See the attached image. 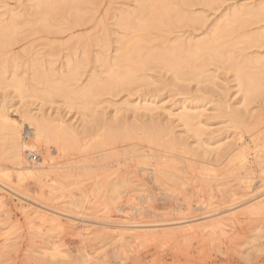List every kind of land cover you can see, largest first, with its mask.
Here are the masks:
<instances>
[{"label": "rangeland", "instance_id": "1", "mask_svg": "<svg viewBox=\"0 0 264 264\" xmlns=\"http://www.w3.org/2000/svg\"><path fill=\"white\" fill-rule=\"evenodd\" d=\"M172 2L174 6L176 0ZM47 3L50 4L47 6ZM37 4H42L40 10L34 9ZM73 5L71 0H0V18L8 22L11 14L16 15L15 17L18 18L15 21L12 20V23H16L21 32L20 39L18 37L16 41L17 45H13L10 49H0V69L3 70L4 79L6 78L3 82L6 84L0 85L1 96H9L12 92L11 89H7L11 76L7 73L13 72L12 59L10 61L12 54L17 53L16 55L20 58L22 55L24 59L20 60L17 57L20 62L25 63H20L18 60L19 67L16 68V74L19 73L20 80L24 78L26 82L21 80L24 83L30 82L29 76L33 74L31 65L36 59L42 60L45 57V61L47 60L45 62L47 65L43 64L42 60L41 69L49 70L52 67L58 70L57 72H60V69L66 72L67 62L74 59L73 55L76 58L79 54L77 60L79 57L82 58L83 55L80 56V54L83 53V46L91 44L90 40L102 35L103 27L112 29L109 43L105 49L94 47V45L86 47L90 53L87 52V55H90V63L88 62L85 77L79 85H86L88 82L86 79L91 76V72L97 75L100 72L98 75L100 81L106 79V74L103 73L102 68L100 69L102 66H99L101 63L95 59L98 55L97 51L108 50L109 58L115 56V50L120 46L118 39L126 31L117 25V21L121 19L120 17L126 18L130 13L137 12V3L135 0H84L78 7L76 3ZM244 7L264 9V0H217L214 6L197 5L187 9L189 14L194 13L205 17L204 25H195L188 21H183L184 24L177 21L178 13L174 12L171 17L167 14V18L164 17L163 20L165 26L161 29H153L152 40L149 44L145 43L144 47L164 51L176 43L179 37L183 41L202 39L222 21L223 16L231 9ZM124 10L129 12V15L122 13ZM174 10L179 11V8L175 6ZM42 17H52L48 19L49 23L43 22L52 26L51 31L40 27L43 25L40 23ZM79 17L86 18L87 22L80 26L75 25L74 22L80 19ZM144 17L149 18L150 11ZM236 31L234 35L230 34L232 36L229 35L226 39L229 45H233L227 51L228 62L212 63L206 68L209 72L199 81H179L175 79L172 72L163 68L159 60H154L146 70L138 72L140 76L149 78H145L147 85L143 81H141L143 84L140 81L138 84L136 80L134 82L136 85L132 84L128 90L120 91L122 92L120 95L99 97L100 104L93 108L99 121L102 120L100 123H103L99 124L102 125V128L98 127L99 132L96 131L99 134L94 133L93 143L106 137L111 124L114 125H112L113 129L111 128L112 133L119 131L115 134L122 135L123 132L121 133L120 130L124 127L121 126L125 125L130 129L128 131L131 136L123 138L124 134L117 137L111 133L113 143L111 139L106 146L98 147L99 149L95 145L84 149L79 140L78 142L77 139L72 140L64 156H52L55 161H59L55 162L56 167L65 168L63 169L65 179H62L65 186L62 189L51 190L46 187L43 195L41 188L34 185L33 180L22 183L23 190L29 192L31 196L47 199L50 205L68 209L79 215L90 214L102 218L109 214L115 220L124 219L130 222H156L189 217L185 224L193 225L191 231L184 223L178 225L171 223L172 226L157 228L159 233L166 232L169 235H163L159 241L141 240L135 243L129 240L132 243H126L127 245L124 246L125 255L116 258L113 253L121 244L110 238L111 232H101L93 235L91 240L85 239L87 234L84 233H87L89 229L88 233L100 231L98 224L84 223L80 217L72 216L71 219L74 221L70 226L67 216L62 215L63 228H52L49 224L43 225L39 222L40 220L25 216L19 208L20 203L15 199L16 196H9L6 192L5 194L4 191H0V198L5 197L8 202L6 207L0 208V264H264V93L254 95L250 105L245 106L244 95L239 93L238 82L235 80V68L243 65L246 57H264V43L260 47L246 50L240 44L248 33H264V19L260 23L240 27ZM70 45L75 46L74 51ZM50 49L56 55L51 56L53 52ZM94 60L96 62H93ZM3 62L5 64H2ZM52 62L57 63L55 67ZM159 63L160 66H157ZM7 66L8 68L4 71ZM92 67L96 68L92 69ZM24 70L27 71L25 72L27 75ZM247 70L249 72L247 75H257L256 77L259 76L264 83V68L254 65ZM143 77L141 78L144 79ZM72 84L69 83L70 88L75 89L76 85ZM1 87H5V90L2 91ZM58 100L59 106L55 104V108H52L47 103L45 109H52L51 113L54 114L56 112L54 110L61 111L60 105L63 103ZM17 102L18 100L14 103ZM147 106L155 110L148 111ZM16 107H21V104H17ZM183 108L199 115L195 123L201 131L200 136H197L193 130L190 131V128L175 116ZM18 113L12 110L9 116L19 124V127L24 126L21 133L24 134L26 143L38 146V152H34L38 157L37 161L32 162L30 158L27 159L28 164L36 165L41 161L42 156H45L46 151L44 147L36 143L32 132L22 123L21 115ZM237 113L240 114L241 119H237ZM68 115L67 121L72 118V114ZM106 125L108 128L105 127ZM145 126H148V129ZM131 128L134 129L133 132ZM164 128L165 132H163ZM156 135L158 138L161 136L159 138L161 143H157V146L154 143L155 146H153V142L149 139ZM169 144L172 147L169 148ZM171 148L175 150L171 151ZM183 149H187V153ZM218 149L221 160L216 164V160L220 159L216 153ZM87 158H91L92 161H87ZM85 164L94 167L86 170V175L83 172L84 168L77 169ZM155 167L168 171L166 174L168 178H165L168 190H160L157 184L151 181V169ZM0 170L11 175L14 185H19L12 164L4 158L0 159ZM54 175L52 173L51 178H54ZM121 177L130 179V184L121 190L119 200L113 202L112 193L109 191L110 183H116L113 182L114 180L120 181ZM50 180V178L46 180L48 184ZM83 194H87L89 203L78 208L68 206L72 198L80 199ZM248 198L257 199L258 202L262 199L260 202L262 208L249 207L251 204H246ZM255 201L252 204L256 203ZM23 202V204L32 203L29 200ZM120 205H133L140 209L137 214L140 215H134L136 209L126 208L125 214L134 215V219L132 216L123 217L124 215L117 210V206ZM7 209L10 212H6ZM224 210H229L228 215L225 214L226 218L223 222L225 226L216 231L213 228H210V231H208L209 228L204 229L205 224L211 221L209 219L203 222V214L217 211L210 215L212 216ZM87 225L89 228H86L88 230L84 232ZM184 228L187 232H184ZM80 229L84 232L83 235ZM78 232L81 234L79 235ZM53 245L60 246L65 257L51 258Z\"/></svg>", "mask_w": 264, "mask_h": 264}, {"label": "bare ground", "instance_id": "2", "mask_svg": "<svg viewBox=\"0 0 264 264\" xmlns=\"http://www.w3.org/2000/svg\"><path fill=\"white\" fill-rule=\"evenodd\" d=\"M82 1L84 0H71V3H72V6H74L73 4L76 3V6L78 7L80 3H82ZM135 1L138 6L137 12L130 13L129 15V12L124 10L122 13H125V14L128 13L129 16H127L126 18L120 17L121 19L117 21L118 22L117 25L121 29H124L126 31H125V34L120 36L118 39V43L120 46L115 50L116 51L115 56L112 58H109L108 50L103 51V52H100L99 50L97 51L98 55L95 54L97 55L95 59L97 60V62L101 63V65L99 66H102L100 67V69L102 68L103 73L106 74V79L104 78L103 81H100V78H98V75H100V72H98L99 73L98 75L97 73L93 74L94 72L93 73L91 72V76H89L88 79H86L88 80L86 85L84 86L79 85V83L81 84V82L83 81L82 78L85 77V73H86L85 69L86 67H88L87 65L89 62L90 55L89 56L87 55L89 52L87 51L86 47H89V46L93 47L94 45V47L97 46V47H101L102 49L103 48L105 49L107 47V44L109 43L108 39L112 34V29L108 27H103L102 35H98L94 39L90 40L91 44H88L85 46L82 45L84 47V49L82 48L83 53L80 54V56L83 55L82 58L79 57V60H77V57L79 54L77 55L76 58H75V55H73L72 57H74V59L73 60L71 59L67 62L66 72L65 71L62 72L63 70L60 68H59L60 72H57L58 70L56 71V69H53L52 67L49 70L41 69L42 65L45 62H47V60L45 61L44 59L45 57L42 58L43 60V64H42V60L36 59L33 65H31L32 67L31 71L33 70V74L29 76L30 78V82L28 81L29 83L28 82L24 83L23 81H21L22 79L24 80V78L20 80V77H18L19 73L17 72L16 74V68L19 67L18 60L22 59V55L20 58L18 57L19 55L18 56L16 55L17 53L14 55L10 54L11 55L10 61L12 59L13 72L12 74L11 72L7 73V75L9 73L11 75L9 77L10 79L8 80L7 89H11L12 92L9 96L0 95V159L4 158V160L9 161L12 164L16 177H17L18 184H19L18 186L14 185L11 180V175L0 170V191H4V193L6 192L7 195L9 196H13V197L16 196L17 198L15 197V199H17V201H19L20 203L19 208L22 210L25 216L27 218L38 219L40 220L39 222H41L43 225L49 224L52 228H61L62 224L64 225V223H62V220H61L62 218H64V217H61L62 215L67 216L69 225L72 224L74 221V220L72 221L71 219L72 216L80 217L82 219L81 221L84 223L91 222L94 224H98L100 226V229H99L100 231L99 230L97 231L99 232L97 233L89 232L88 233L90 229L89 230L87 229L88 231L86 230V228H89V226L87 225L88 227L86 226L84 228V232L86 230L87 233L82 232V230L80 229L82 232V234L81 233L80 234L81 235H83V233L87 234V236L85 235V239L91 240V237L93 235H97L101 232H111L112 236L110 238L112 240H115L119 244H121L118 247L119 249H117L113 253V255L116 258H119L122 255H125L126 251L124 250V246L127 245L126 243H132L131 241L129 242V240H133V242L135 243L141 240L142 241L143 240H155V241L158 240L159 241V239L163 235L167 236L169 234H167L166 232L159 233L157 228L160 229L165 226H169V225L172 226L171 223H174L173 225L184 223V225L186 226L185 223H187V220H189L190 218L183 217V218H179L176 220H166V221L162 220V221H156V222H147V221L130 222V221H125L124 219L115 220L109 214L105 215L106 218L105 217L98 218L90 214L79 215L68 209L50 205L49 200L47 199L43 200V199H39L37 197L31 196L29 192H26L23 190L22 183H24L25 181L33 180L34 185L39 186L41 188L43 195H44V189L46 187L50 188L51 190L60 189V188L62 189L63 186H65V183H63L62 181L63 178L65 179V177L63 176V173H65L63 169L65 168L63 167L60 168V167L55 166L56 165L55 162H59V161H55V159L52 157L53 155L54 156L58 155V157H61L62 155L64 156L67 151V148L71 144V141L74 139H77V142L79 140L84 146V149L92 148L94 145L97 148L106 146L107 143L111 141V139L113 143V138L111 137H113V135L114 136L116 135L115 134L116 131L112 133L113 130H111V128L114 126L113 124L111 125L108 124V126L110 125L109 128L107 127V125L105 126L106 128H108V131H109L108 134L105 133L106 137L103 136L104 137L103 139L101 138L99 141H97V143L95 144L93 143V141L95 140L93 139L94 133L98 131V129L102 126L99 124L103 123V122L100 123V121L102 120L100 119L99 121L96 113H94V108H93V106L100 104L98 103L99 97L105 96V95L107 96L111 95V97H113L114 94L120 95L125 90H128L131 87V85L134 84V82H136V80H138L137 82L138 84H139V81L140 83L141 81H143L144 84L147 85L146 79H145L147 77L140 76L138 72L141 70H142L141 72L146 70L148 66L152 64L154 60L156 61L159 60V62L163 64V68H166L167 70L172 72L175 79L179 81H182V82H187L190 80L199 81L207 72H209L206 70V68L210 66L212 63L216 62V63L225 64L228 62L227 51L230 50L231 47H233V45H229L226 41L227 37L230 34L234 35L233 33H236L237 32L236 30H238L240 27H247L248 25L257 24L263 21L264 19V9H260V8L257 9L255 7H244V8H238V9L237 8L231 9L229 13L223 16L222 21L217 23L215 28L212 29L209 33H207V35H205V37H203L202 39L201 38L200 39H187L183 41L179 37L178 41L174 43L173 45L171 44L172 46H170L166 50L157 51L155 49L153 50L148 49V47L145 48L144 44L145 43L149 44V42L152 40L153 34H151V31L153 29L155 28L161 29L163 28V26H165L163 25L164 23L163 20H164V17L167 18L166 16L167 14H168V17H171L174 12H176V14L178 13V15H176L177 21L181 23H184L183 21L185 22L188 21V22L194 23L195 25H204L205 17L196 15L194 13L189 14L187 13V9H190L197 5L214 6L217 0H176V3H174V6L172 4L173 3L172 0H160V1L158 0L159 3L156 0H135ZM173 1L175 2V0ZM48 4L50 3H47L46 5L48 6ZM41 5L42 4L40 5L37 4L36 7L34 6L35 7L34 9L40 10V8L42 7ZM175 6L179 8V11L177 10L178 12L174 10ZM149 11H150V17L149 18L147 17L148 18L147 19L144 16L146 13H149ZM121 15L124 16V14H121ZM15 16L16 15L11 14V17H9L8 22H5L3 19L0 18V49H7V48L10 49L13 45L16 44V41L19 37V33L21 32L20 30H18L16 23H12V20L15 21L18 18ZM50 18L52 17H42V20H41L42 22L40 21V23H42L43 25L40 27H43L44 29H47V30L50 29L49 31H51L52 26L50 27V25L43 23V22H47L48 19ZM79 18L80 19L76 20L74 24L77 26L82 25V23L85 24L86 18L85 19L84 17L83 18L79 17ZM52 20H49V21L52 22ZM243 39L244 40L241 43L240 42L238 43H240L243 46V48H245V50L251 49L253 47H260L264 43V33H255V34L248 33L244 36ZM72 45H73V42H72ZM70 47L74 51L75 48L73 47L75 46L70 45ZM71 48L69 49L71 50ZM50 50L52 51V49ZM52 52L53 53L51 56H53L54 54V51ZM178 54L180 55L178 56ZM66 56H65V59H66ZM93 59H94V56H93ZM67 60L68 59H66V61ZM5 62L7 63V61ZM5 62H3L2 64H5ZM93 62H96V61L94 60ZM243 62H244L243 65L237 66L235 68V80L238 82L239 93H242L244 95V104L245 106H248L250 105L251 98L254 97V95H257V94L259 95V94L264 93V83L259 76L256 77L257 75H253V76L247 75V73H249L247 69H250V67L254 65H260L261 68H264V57H253V58L246 57ZM20 63H25V62L22 61ZM45 64L47 65V63ZM55 64L57 63H53L54 67H55ZM197 64H199V66H197ZM157 66H160V63ZM7 68L8 66L4 68V71ZM46 68H48V66H46ZM94 68L92 67V69ZM2 71L3 70L0 69V85L4 86V84L6 83L3 84V82H5L4 80L6 78L4 79V76H3L4 74L2 73ZM25 72L27 71L24 70V73ZM141 77H143L144 79H142ZM69 83H73L74 85H76L75 89H71ZM1 89H3L2 91H4L5 87L3 88L1 87ZM57 99H59L60 101H62L61 103H63V105L62 104L60 105L61 111L57 112V110H54L57 112V114L56 112L54 114L53 112L51 113V110H52L51 108H50L51 110L45 109V105H48L47 103H49V105L52 108L53 107L55 108L54 105L58 104ZM16 100H18V102L15 104L14 102ZM17 104H21V107H16ZM57 106H59V104ZM62 106H63V110H62ZM60 107L58 109H60ZM12 110L16 111V113L17 112L20 113L22 123L29 127V130L32 132V135L34 139L36 140V143H39L40 147H44L46 151L45 156H42L41 161L38 162V164L36 165L28 164L27 159L29 158L30 154H34V152H38V146L36 144L28 145L26 143V141L23 138L24 134L21 133V129L24 126L20 125L21 127L20 128L19 124L15 120L11 119L9 116V113ZM146 110L154 111L155 108H150V106H147ZM65 111H66V114H65ZM68 114L70 115L72 114L71 115L72 118H70L69 121L66 120V117L67 116L69 117ZM175 116L180 122H182L185 126L190 128V131L193 130L197 136L201 135V131L196 127V123H195L198 119V116H199L198 114L192 112L191 110L183 108L181 112H179ZM236 116L238 117L237 119H241L239 113H237ZM231 122H234V120L233 121L231 120ZM121 127H124V129H121V130L119 127V130L121 131V133L123 132L124 136L123 134L121 135L119 133L117 135H121L123 136V138L124 137L128 138L129 136H131L128 131L129 128H126L128 126L125 127L124 125ZM145 127L143 128L144 130L147 131L148 126L146 127L147 129H145ZM125 129L126 131H123ZM133 130L134 129H132V132ZM163 132H165V128ZM160 133L162 132L160 131ZM159 138H161V136H159ZM159 138H158V135H156L155 137H152L149 140L152 141L153 144L155 143L157 146L158 145L157 143H161V139L159 142ZM115 141L116 140H114V142ZM175 143L176 142L174 140V144ZM155 144L153 146H155ZM82 145H80V147H82ZM169 145H170L169 148L172 146H174L175 148V145H173V143H172V146L171 144ZM174 148H171V151ZM183 150L186 151L187 153V149H183ZM219 151H220L219 149L216 150L217 157L220 155ZM211 152H215V151L211 150ZM190 153L195 154L191 151ZM243 157L245 156L243 155ZM218 158H220V156ZM86 160L92 161L91 158H87ZM220 160L221 158L219 160L217 159L216 164ZM214 164H215V161H214ZM82 168L85 169L83 172H85L84 175H86V170L88 169L91 170L94 167L93 165L85 164V166L82 165L81 168H77V169H82ZM67 169H69V167ZM72 170H73V167H72ZM151 171H152L151 181L156 183L157 186L160 188V190H164V191L168 190V187L166 184V179L168 178L166 174H168V171L160 167H155L151 169ZM52 173L55 174L54 178H51ZM171 177L173 178V175ZM48 178L51 179L49 184L46 181ZM120 179L121 180L118 182L114 180L113 182H116V183H110L111 186L109 185L111 187L109 188L110 189L109 191L112 193L111 200L113 202L117 201V199L119 200V198L121 197V194H120L121 190L130 184V179L128 178L125 179V177L123 179L121 177ZM256 195L257 194H255V196ZM87 199H88L87 194H83V196H81L80 199L72 198L69 201L68 206H71L74 208L82 207L83 205L89 203ZM248 199L249 200L247 201L246 204H251L249 207L254 208V209L257 206H260V202L262 200L261 199L258 202L257 199L253 198L254 200H256L255 201L256 203L252 204L254 200L251 198H248ZM24 200L26 201L29 200L32 203L23 204ZM7 203L8 202L5 200V197L2 198L1 196L0 208L3 209L4 207H6L8 205ZM246 204L245 206H247ZM126 208L136 209L134 210L136 212V214L134 215L136 216L140 215V214L137 215L140 212V209L139 208L137 209L133 205L117 206V210H119L120 213L124 215L123 217L132 216L134 219V215L125 214L124 210ZM246 209H249V208H246ZM6 212H10V210L7 209ZM213 213H217V211L207 212L203 214V218H202L203 222L204 220H209V219L211 221L210 223H207L204 226L205 227L204 229L209 228L208 231H210V228H213V230L216 231L217 229L225 226L223 222L225 221V218H226L225 214L228 215L229 210L219 211V214L210 216ZM195 217H199V216H195ZM166 223L168 224L166 225ZM67 226L68 225L66 224V227ZM192 226L193 225L188 224V226L186 227H188L189 231H191V229L193 228ZM185 228H184V232H187L185 231L186 230ZM50 256L51 258H58V257H65V254L60 246L53 245V254Z\"/></svg>", "mask_w": 264, "mask_h": 264}, {"label": "built area", "instance_id": "3", "mask_svg": "<svg viewBox=\"0 0 264 264\" xmlns=\"http://www.w3.org/2000/svg\"><path fill=\"white\" fill-rule=\"evenodd\" d=\"M29 158H30L31 160H33V161H37V159H38L37 155H35V154H30V155H29Z\"/></svg>", "mask_w": 264, "mask_h": 264}]
</instances>
